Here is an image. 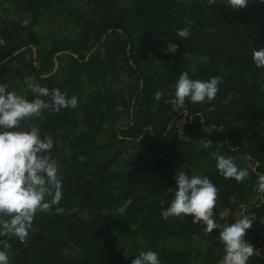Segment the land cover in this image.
<instances>
[{
    "label": "trees",
    "instance_id": "16d2710c",
    "mask_svg": "<svg viewBox=\"0 0 264 264\" xmlns=\"http://www.w3.org/2000/svg\"><path fill=\"white\" fill-rule=\"evenodd\" d=\"M0 6L7 11L0 16V79L20 56L35 53L33 83L79 98L76 109L32 121L59 143L51 156L62 169L63 212L38 213L24 242L8 239L11 264H130L139 249L156 251L161 264H216L217 230L205 235L190 216L161 218L176 170L216 185L213 212L221 225L241 212L255 215L245 235L255 250L248 264H264V193L256 190L264 174V69L251 61L253 48L264 47V4L249 0L231 10L208 0H0ZM56 13L71 22V35L38 31ZM183 27L190 30L185 40L175 35ZM169 41L178 46L175 54L162 51ZM7 71L16 78L8 89L32 99L21 71ZM185 71L194 79L222 77L210 105L186 100V110L173 111L165 97L154 101L158 90L170 95ZM121 73L126 80L118 89ZM210 152L232 157L248 178L224 179Z\"/></svg>",
    "mask_w": 264,
    "mask_h": 264
},
{
    "label": "clouds",
    "instance_id": "9594fccd",
    "mask_svg": "<svg viewBox=\"0 0 264 264\" xmlns=\"http://www.w3.org/2000/svg\"><path fill=\"white\" fill-rule=\"evenodd\" d=\"M208 3L239 10L244 9L249 0H208ZM259 3L264 4V0ZM175 35L185 40L190 30L177 28ZM177 47L175 42L169 41L162 51L166 55L175 54ZM251 61L256 68L264 69V47L253 48ZM221 81L220 76L194 79L188 72H181L171 85L170 95L158 90L153 99L158 103L162 96L165 97L164 103L171 105L173 111L186 110V100L193 105H210ZM28 88L32 99L0 83V238L20 242L33 231L38 213L63 212L59 206L64 195L62 169L51 156L59 143L50 134H42L38 124L32 121L43 119L46 111L59 114L63 110L76 109L79 104L77 95L69 96L59 88L49 89L38 83H31ZM202 146L210 148L211 141L202 139ZM209 155L215 159V169L224 179L240 183L248 178V169L238 167L232 157L216 152ZM173 179L175 190L167 207L161 201V218L190 216L192 224L201 225L205 235L217 230L222 255L216 264H248L255 250L245 235L255 215L241 212L233 222L221 225L213 212L218 189L208 176L176 170ZM256 190L264 193V174L257 175ZM133 256L130 264H161L158 253L150 249H139ZM0 264H11L8 252L3 249H0Z\"/></svg>",
    "mask_w": 264,
    "mask_h": 264
},
{
    "label": "rangeland",
    "instance_id": "374dc122",
    "mask_svg": "<svg viewBox=\"0 0 264 264\" xmlns=\"http://www.w3.org/2000/svg\"><path fill=\"white\" fill-rule=\"evenodd\" d=\"M66 1L69 3H73L76 0H66ZM5 14H7V11L3 10L2 7L0 6V16H4ZM38 31L43 36H49L55 32H57L58 34L63 32L68 35H71L73 33V26L71 25V22L67 21V18L65 17L64 13L63 14L56 13L54 17L53 15L46 17L43 21V25L42 26L40 25L38 27ZM35 58L36 57L32 56V54L30 53H25L22 56H20L12 65L6 68L5 74L3 75L4 77L0 79V83L9 86L11 82L16 80L15 76L14 77L11 76L10 74H8L7 71L9 67L12 69L15 67L19 71H21V73L25 76L24 78L27 82V87H28L29 84L33 83V76L31 73L30 65L31 63H33L35 66H38L37 61H35L36 60ZM121 74H122L121 76L119 75L115 79L113 84L115 85V88L118 89L123 85L124 81L126 80L125 74L124 73ZM122 122H125V120H122Z\"/></svg>",
    "mask_w": 264,
    "mask_h": 264
},
{
    "label": "built area",
    "instance_id": "2783aa9c",
    "mask_svg": "<svg viewBox=\"0 0 264 264\" xmlns=\"http://www.w3.org/2000/svg\"><path fill=\"white\" fill-rule=\"evenodd\" d=\"M0 249L8 251L10 249V243L8 239L0 238Z\"/></svg>",
    "mask_w": 264,
    "mask_h": 264
},
{
    "label": "water",
    "instance_id": "95a60500",
    "mask_svg": "<svg viewBox=\"0 0 264 264\" xmlns=\"http://www.w3.org/2000/svg\"><path fill=\"white\" fill-rule=\"evenodd\" d=\"M21 50H23V48H22ZM19 52H20V50H19V51H16V52L13 53L12 55H10V56H8L7 58H5V59L3 60V62L7 61L8 59H10L11 57H13L14 55H16V54L19 53ZM58 54H60V53H58ZM34 56H35V53H34ZM56 69H57V62H56V60H55L54 68H53V72H54ZM53 72H52V73H53ZM52 73H50V74H52ZM50 74H48V75H50ZM45 76H47V75H45Z\"/></svg>",
    "mask_w": 264,
    "mask_h": 264
}]
</instances>
